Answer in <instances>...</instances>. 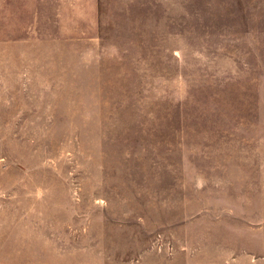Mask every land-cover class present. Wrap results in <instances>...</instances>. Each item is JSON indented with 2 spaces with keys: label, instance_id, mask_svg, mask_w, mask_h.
Listing matches in <instances>:
<instances>
[{
  "label": "rangeland",
  "instance_id": "374dc122",
  "mask_svg": "<svg viewBox=\"0 0 264 264\" xmlns=\"http://www.w3.org/2000/svg\"><path fill=\"white\" fill-rule=\"evenodd\" d=\"M0 264H264V0H0Z\"/></svg>",
  "mask_w": 264,
  "mask_h": 264
}]
</instances>
